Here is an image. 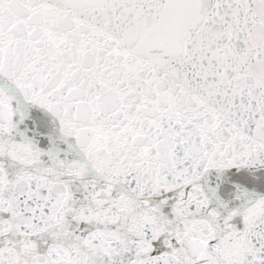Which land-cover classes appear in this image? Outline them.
<instances>
[{"label":"snow or ice","instance_id":"6c2138e0","mask_svg":"<svg viewBox=\"0 0 264 264\" xmlns=\"http://www.w3.org/2000/svg\"><path fill=\"white\" fill-rule=\"evenodd\" d=\"M0 264H264V0H0Z\"/></svg>","mask_w":264,"mask_h":264}]
</instances>
